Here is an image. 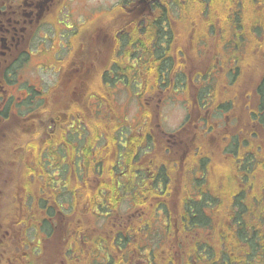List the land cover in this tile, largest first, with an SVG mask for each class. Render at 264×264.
Instances as JSON below:
<instances>
[{
  "label": "flooded vegetation",
  "instance_id": "1",
  "mask_svg": "<svg viewBox=\"0 0 264 264\" xmlns=\"http://www.w3.org/2000/svg\"><path fill=\"white\" fill-rule=\"evenodd\" d=\"M82 6L0 0V264H230L213 155L242 152L233 177L261 189L264 28L232 21L245 0ZM239 201L257 212L264 198ZM258 217L242 214L245 235Z\"/></svg>",
  "mask_w": 264,
  "mask_h": 264
},
{
  "label": "trees",
  "instance_id": "2",
  "mask_svg": "<svg viewBox=\"0 0 264 264\" xmlns=\"http://www.w3.org/2000/svg\"><path fill=\"white\" fill-rule=\"evenodd\" d=\"M261 2H262V7L259 8V15L263 16V13H264V0H261ZM251 5L256 7V4L253 3V1H251ZM251 18H252V21L254 22L255 19H256V16L254 14H251ZM263 21H264V19H262L261 22L258 23L260 25V29L264 28V25L262 23ZM255 24H253L251 26L252 30L255 29V26H254ZM240 159H241V161H243L242 157H240ZM252 169H253V172L251 174V178L257 172V168H255L254 165L252 166ZM261 169H262V178H263L261 197H264V159H263V161L261 163ZM237 174L241 175L240 169L237 170ZM240 182H241V180L236 179L235 182L231 184V188L230 189L227 188V189L220 190V189H217L216 186L213 187L214 198H220V199H223V200H226V199L230 198V200H231L230 201V205L228 206V207H230V214H231V217H230L231 226H230V229H229L230 233H229V235L225 236V238H228V246H229V248L227 247V249L228 250L230 249V254H231L230 261L232 263L233 262L234 263L235 262L236 263L237 262L241 263L244 260L240 256V254L242 252L241 244H242V241H243L245 235L242 234V232L238 229L237 225L240 222H242L243 219H242L241 215L245 211H243L244 206L239 201V199L244 198L245 196H251V197L255 196V194L249 193L247 190L242 189L241 186L239 185ZM248 194H250V195H248ZM219 207L223 208V207H226V206L220 205ZM217 212L218 211H216L215 214ZM258 213L260 215H262V216L264 215V204H262V206L260 207V210L258 211ZM257 221L259 223H261L262 225L264 224V218L257 219ZM261 228H263V227H261ZM254 235L255 234H253V236ZM262 239H264V231H262ZM221 250H223V249H221ZM261 256L264 259V252L261 254Z\"/></svg>",
  "mask_w": 264,
  "mask_h": 264
},
{
  "label": "rangeland",
  "instance_id": "3",
  "mask_svg": "<svg viewBox=\"0 0 264 264\" xmlns=\"http://www.w3.org/2000/svg\"><path fill=\"white\" fill-rule=\"evenodd\" d=\"M96 0H88V2L86 4H84V0H81V2L83 3V6L85 5H89V4H93ZM116 1V0H113ZM82 6V7H83ZM80 7L76 6L75 8L72 9L73 10H78ZM260 54V53H258ZM251 57H249L251 60H254V57L256 56L255 52H251ZM250 62V61H248ZM254 64L255 62L252 61ZM260 63V61H258ZM235 67V65H234ZM246 77H247V84H251V82H254L256 80V77H254L251 73L254 71V68L250 65L247 64L246 66ZM166 113L167 114V119L165 120V123H163V126L170 131H173L175 129H177L182 120H183V113H185V106L183 102H179L177 107H171V106H167L166 107ZM216 119L219 120V126L222 127L223 125L228 126L230 128L229 133L230 134H234L235 133V129L234 127H232L231 125H228V122L226 121V119L222 116H215ZM136 122H139V115L136 116ZM220 136H222V134H220ZM234 149V147H233Z\"/></svg>",
  "mask_w": 264,
  "mask_h": 264
}]
</instances>
